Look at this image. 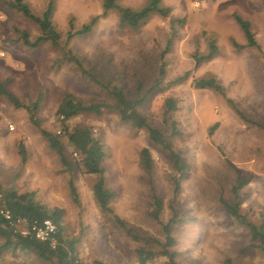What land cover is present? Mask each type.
I'll return each mask as SVG.
<instances>
[{"label": "rangeland", "instance_id": "1", "mask_svg": "<svg viewBox=\"0 0 264 264\" xmlns=\"http://www.w3.org/2000/svg\"><path fill=\"white\" fill-rule=\"evenodd\" d=\"M7 1L0 0V80L22 106L14 107L0 97V183L19 192L33 191L40 203L62 208V234L75 241L82 264L94 259L138 264L135 249L142 243L132 240L98 210L92 194L95 176L68 171L40 132L57 135L62 129L55 111L66 93L84 101L110 103L111 98L82 78L70 61L54 62L60 49L49 42L35 48L23 46L16 29L34 39L38 27L8 8ZM23 1L35 14L46 5V0ZM159 1L169 9L167 15L153 13L136 29L119 26L115 10L102 15L101 0H54L51 22L63 47L70 25L75 30L100 15L90 33L72 37L64 48L130 93L138 81L147 89L164 64V91L148 93L138 110L151 125L159 126L164 97L176 101L171 118L178 135L172 144L188 164L178 191L173 192L170 177L174 172L168 154L152 145L144 129L121 122L115 110L80 114L66 124L70 129L89 126L101 143L103 175L113 191L112 215L139 235L163 241L160 225L150 216L152 194L162 199L160 221L169 218V205L180 209L182 220L173 226L175 245L170 248L177 252V264H264V253L247 229L219 201L220 197L229 201L231 185L246 180L239 190L241 212L264 229V0ZM147 2L116 0L132 10ZM232 12L249 21L257 46H244L245 38L231 18ZM208 37L215 39L218 53L196 65L194 54L206 52ZM232 41L242 47L236 48ZM208 74L221 84L223 95L194 88L193 79ZM59 139L66 160L74 165L77 155L65 137ZM142 147L151 153L149 172L140 161ZM69 178L78 203L70 194ZM4 263L50 264L25 250H3L0 264ZM164 263L165 258L156 255L146 264Z\"/></svg>", "mask_w": 264, "mask_h": 264}, {"label": "trees", "instance_id": "2", "mask_svg": "<svg viewBox=\"0 0 264 264\" xmlns=\"http://www.w3.org/2000/svg\"><path fill=\"white\" fill-rule=\"evenodd\" d=\"M101 3L102 15L106 14L109 10H115L118 14V25L130 29L138 28L140 24L147 20L153 13L166 16L169 10L167 7L160 6L159 0H148V2L138 10L119 6L116 0H101ZM6 6L19 12L23 17L32 21L38 27L39 34L34 39H30L26 31L16 29L18 39L23 46L35 48L41 43L49 42L54 48L60 49V56L56 57L54 62L64 60L70 61L74 64L82 78H86L99 86L111 98L110 103L103 101H84L73 96L71 93H66L55 111V115L63 124L60 133L54 135L48 131L41 130V135L45 138L49 147L56 152L60 162L66 165L68 171L76 169L83 175L95 176V180L92 184V194L98 210L104 216L111 217L128 237L142 243V245L135 249L138 264H146L154 259L156 255L165 258L164 264H177L174 260L177 252L171 251L170 248L175 245V238L172 235L173 226L179 224L182 220L180 209L169 205L171 212L169 218L165 222L160 221L159 215L162 209V199L158 194H152L150 216L160 225L163 241L139 235L117 215H112V209L109 203L113 196V191L106 185L103 175L104 168L102 166V160L104 152L101 143L98 139L93 137L89 126L80 125L70 129L66 124L68 120L80 114H100L105 108L115 110L121 122L135 129H144L152 145L168 154L171 168L174 172L170 180L173 184V192L176 193L179 189V181L184 177L188 168V164L182 152L175 149L172 144V138L178 135L175 121L171 118V114L176 109V101L171 96L164 97L161 103L162 118L161 125L159 126L151 125L147 121V118L138 110V106L145 100L148 93L152 91H164V86L161 83V79L164 76V64H160L157 77L147 89L143 90L141 82L138 81L134 87V91L130 93L119 83H114L111 78L104 77L101 73H96L93 68L84 65L82 60L77 55L73 54L70 49L64 48V45L66 46L72 37L90 33L97 24L100 15L90 18L87 23L82 24L75 30H73L70 25L66 32L64 45L62 47L60 43V34L51 22L54 0H46V5L39 14L33 13L29 5L23 0H9L6 2ZM231 18L238 25L245 38L246 42L244 46H257L249 21L236 12L231 13ZM232 44L236 48L242 47V45L234 41H232ZM164 52L165 51H163V53ZM217 53L218 48L215 39L213 37H208L206 52L200 55L194 54L195 64L198 65L202 61L210 60ZM192 83L194 88H206L218 94H224L223 87L213 75L208 74L200 76L193 79ZM0 97L6 99L14 107L22 106L18 98L6 89L5 83L1 80ZM33 106L35 109L37 108V101ZM238 114L242 116L240 112H238ZM30 118L32 119V117ZM32 122L34 124L36 123L33 119ZM59 136L65 137L68 145L72 147L73 153L77 155L74 165L66 160ZM19 154L21 161L24 162L25 152L22 143L19 144ZM139 156L142 166L149 172L152 167L150 150L147 147H142L139 151ZM246 182L247 181L243 179L232 184L230 187L231 199L226 201L220 197L219 201L226 213L240 226L247 229L251 240L255 241V245L264 253L263 225L256 226L241 212L239 190ZM68 185L72 199L75 203H78L77 192L71 178L68 180ZM0 194L1 203L8 208L13 215L25 216L29 219L38 221L48 218L56 224L58 229V243L55 247H51L48 243L38 241L31 237L12 235L0 218V253L3 250H25L32 252L35 256L48 261L50 264H82L77 257L74 246L75 241L65 239L62 234V221L64 218V210L62 208L55 206L48 207L40 203L35 198V193L33 191L19 192L13 187H4L1 183ZM152 243L157 246V249H152V247H154ZM86 264L117 263L94 259Z\"/></svg>", "mask_w": 264, "mask_h": 264}, {"label": "built area", "instance_id": "3", "mask_svg": "<svg viewBox=\"0 0 264 264\" xmlns=\"http://www.w3.org/2000/svg\"><path fill=\"white\" fill-rule=\"evenodd\" d=\"M60 131L61 129L58 130L57 133H60ZM0 218L12 235L31 237L38 241L46 242L51 247H55L58 243V229L52 220L44 218L38 221L29 219L25 216L13 215L11 211L1 203V194Z\"/></svg>", "mask_w": 264, "mask_h": 264}]
</instances>
